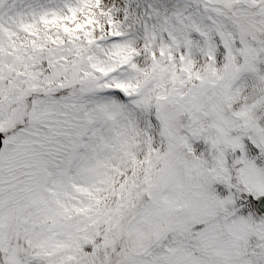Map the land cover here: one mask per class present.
I'll return each instance as SVG.
<instances>
[{"label":"snow or ice","instance_id":"6c2138e0","mask_svg":"<svg viewBox=\"0 0 264 264\" xmlns=\"http://www.w3.org/2000/svg\"><path fill=\"white\" fill-rule=\"evenodd\" d=\"M0 264H264V0H0Z\"/></svg>","mask_w":264,"mask_h":264}]
</instances>
